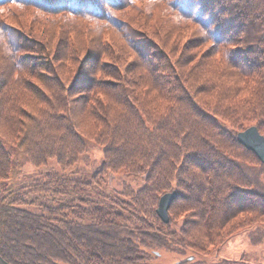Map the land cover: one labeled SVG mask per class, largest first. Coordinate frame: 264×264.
<instances>
[{
    "label": "trees",
    "instance_id": "obj_1",
    "mask_svg": "<svg viewBox=\"0 0 264 264\" xmlns=\"http://www.w3.org/2000/svg\"><path fill=\"white\" fill-rule=\"evenodd\" d=\"M141 1L130 0L142 23L126 10L98 19L99 0L11 1L38 25L10 24L18 41L0 26L6 261L254 264L219 247L240 229L264 240V163L236 138L248 125L264 135V0H160L197 26L178 50L147 34ZM54 10L97 26H61ZM114 29L132 55L113 46ZM170 190L163 222L157 202Z\"/></svg>",
    "mask_w": 264,
    "mask_h": 264
},
{
    "label": "rangeland",
    "instance_id": "obj_2",
    "mask_svg": "<svg viewBox=\"0 0 264 264\" xmlns=\"http://www.w3.org/2000/svg\"><path fill=\"white\" fill-rule=\"evenodd\" d=\"M12 0H6L0 2V26H3V28L8 29L10 34V38H15V41H18L17 35L19 34L18 30L10 24L16 26V27H22V26H30L31 28H36L38 25V22H30V14L28 12H33L34 8L32 10H24L27 7H16L14 5H11ZM99 0L100 5L104 7V13L103 15L98 18L103 20L104 18L107 19L110 23L112 18L116 16H120L123 11L126 10L127 13L130 14L129 17L133 18L132 21L135 19L141 20V23L143 22V18L139 17L140 15L136 16V10H131V2L130 0ZM176 1V0H175ZM173 4L171 3L170 6H166L162 1L160 0H147L141 1V11H147L150 12V19L147 23L150 26L149 29H147V34L154 39L159 40L160 45L163 46L165 50H168L170 47L171 49H177L181 46L182 42H184L186 36H188L189 32L194 28L197 27L192 23L191 18L186 20L184 19V16H182L181 12L177 10V8L173 7ZM130 4V7H129ZM145 5V6H143ZM139 7V6H138ZM137 7V8H138ZM171 8V9H170ZM56 11V10H54ZM56 19H58L61 26H69L71 28H74L75 31L79 30L80 28H83L84 25H92L96 27L97 25L93 22L87 23L85 22L81 17L76 18L73 16H69L66 13H64L62 10H58L56 12L52 13ZM20 15V16H18ZM164 19V21H162ZM138 21V20H137ZM136 21V22H137ZM139 23V22H138ZM9 24V25H8ZM144 24V23H143ZM154 24H157V26H154ZM193 25V26H192ZM198 30V28H197ZM39 32V31H38ZM198 32V31H196ZM13 33V34H12ZM109 36L111 37V41L113 46H119L124 48V50L132 55V49L129 47V40L126 39L123 40V38L117 30L114 29V31H109ZM12 35V37H11ZM128 36V35H127ZM136 38V35L133 36ZM1 40V39H0ZM73 40V39H71ZM83 46H85L84 41H82ZM95 44V43H94ZM92 47L97 48L96 46L92 45ZM6 50L5 42L1 40L0 42V56L3 55V53ZM127 53L125 55H127ZM130 59V58H127ZM96 147V146H95ZM17 160L20 163L21 167V174L29 175L31 172V167L24 162L21 155L16 154ZM17 175L16 177H13L11 179L12 182H18L23 180L22 175ZM110 174V173H109ZM110 176L107 179V184L110 186V183H113L114 185L116 183L110 181ZM119 178V177H118ZM117 180L114 178L112 181ZM246 230L240 229L237 232H234L230 236L227 237V240H225L219 247L220 256L224 257H230L237 259L240 255L243 256L244 260L248 262H252L254 264H264V240L260 243H251L246 237ZM162 255L160 260L163 263H169L171 260L174 259V253L168 252V251H161Z\"/></svg>",
    "mask_w": 264,
    "mask_h": 264
},
{
    "label": "water",
    "instance_id": "obj_3",
    "mask_svg": "<svg viewBox=\"0 0 264 264\" xmlns=\"http://www.w3.org/2000/svg\"><path fill=\"white\" fill-rule=\"evenodd\" d=\"M236 138L241 145L249 148L253 151L262 163H264V135L258 131L255 125H248L242 130L236 132ZM264 178V174H263ZM175 190H170L163 193L157 202L156 214L161 218L163 222L169 220L168 217V205L171 200L176 196ZM0 264H12L6 261L0 255Z\"/></svg>",
    "mask_w": 264,
    "mask_h": 264
}]
</instances>
